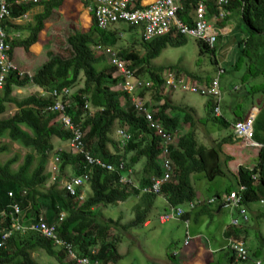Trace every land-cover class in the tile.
I'll return each instance as SVG.
<instances>
[{"label":"trees","instance_id":"trees-1","mask_svg":"<svg viewBox=\"0 0 264 264\" xmlns=\"http://www.w3.org/2000/svg\"><path fill=\"white\" fill-rule=\"evenodd\" d=\"M17 1L10 0L13 4L12 16L24 15L34 7L33 5L16 4ZM63 2L64 0H49L37 6L42 7L43 12L35 17V23L30 28L27 39L13 40L12 54L16 49L28 50L37 44L39 33L44 29V22L51 16L53 10L61 7ZM81 2L88 7L90 0H81ZM199 3L200 0H183V10L179 13V17L188 24H192L194 20L190 12ZM227 10L233 16H238L241 22L236 32L241 31L242 25H245L248 30V35L242 38L243 40H240L237 45L238 59L234 69H239L241 64L248 60L246 76L264 80V0H230ZM215 14H218L216 4L212 3L208 17L210 21H214ZM229 21L230 16L222 22ZM121 24L127 25L118 23L113 28ZM128 27L138 30L135 27ZM92 31L77 33L69 40L74 54L72 58L63 59L50 55L49 61L32 78L26 76L21 79L13 75L9 78L5 90L0 91V115L8 112L9 105H14L17 109V112L10 117H0V137H8L12 143H17L32 151L26 156L24 163L16 169L15 166L20 160L14 158L3 163L1 157L10 153V145H0V210L9 208L15 203L20 204L24 214L27 215L24 219L28 222L48 214L49 217H45L46 222L57 226L61 239L73 244L80 257L99 260L102 264H118L123 257L118 252L115 243L110 244L108 240L110 231L113 227L117 228L120 223L108 219L100 224L94 209L126 202L131 197L138 196L139 191L137 189L131 191L119 186L117 173H110L101 168H85L82 155L79 153H74L68 148L61 149L60 152L56 151L53 140L58 139L68 144L73 133L63 129L56 122L58 114L45 116L41 113L52 99L42 98L38 94L24 99H19L14 95L16 90L29 87L46 91L71 89L74 104L69 109V114H72L76 122L82 123V129L87 131L83 140L87 149L89 148L95 156L103 158L105 162L116 167L124 164L126 168L133 169V166L144 160L142 186L149 185L152 177L160 176L159 155L161 151L158 137L154 131L149 129L144 117L135 111L131 103V95L125 91L113 90L120 82V78L114 77L116 69L113 67H104L101 71L97 69V65L103 64L104 61L97 57L93 47L100 45L117 51L121 34L117 29L103 31L96 27L95 22ZM187 42L188 38L183 36L176 38L164 36L148 44L141 39L140 46L144 55L137 51H123L119 55L122 62L131 64L128 67L136 72L137 78L154 84L151 89L145 88L139 91L137 97L145 102V108L155 113V119L162 122L167 131H177L182 124L190 125V129L179 136L176 149H172L171 152L177 176L173 182L164 185L161 189V195L166 198L172 208L196 201L198 191L191 180L194 175L205 174L212 182L230 173L229 167H224L222 163L223 144L219 148H207L199 143L195 110L173 105L164 97L165 95L161 94L162 73L166 70L181 72L183 70L177 66L156 67L153 62L160 59L162 53L168 48H181L186 46ZM199 44L202 47V54L207 52L217 56V49L212 50L203 42ZM184 72L198 83L209 82L202 76L198 77L197 74L191 75L187 71ZM144 76L147 79L142 78ZM82 80H84L83 88L76 91ZM256 94H260L264 99V84L259 85V88L250 87L245 93L246 97L252 96V98ZM148 97L153 98L157 105L149 106L145 101ZM86 103L95 110L103 109V111H97L94 117H87L90 112L85 108ZM83 115H86L84 120ZM242 118L237 120H242ZM213 121L220 122L224 128L231 127V124L224 118H214ZM116 128L124 129L132 136L131 142L125 149H120L114 140L113 134ZM230 139L232 141L234 137L231 136ZM254 142L264 146V107L255 125ZM57 154L60 157V178L53 180L52 169L48 171L50 155L54 157ZM129 155L132 156L129 157ZM69 168L73 176L67 180L82 176L84 172L90 174V180L86 185L92 190V194L87 195L83 203L70 197L63 187V181L60 180L61 176L65 177ZM237 178L239 186H245L247 189L242 195L243 205L248 206L261 201L264 195V149L260 151L257 166L253 169L239 167ZM254 178L257 179L254 180ZM11 193L14 196H10ZM146 196L155 197L157 195ZM62 213L65 214V218L59 223L57 220ZM147 214V211L137 213L134 221L123 228L141 226ZM190 216L189 212L181 218L188 220ZM4 228L5 223L0 221V229ZM241 229L232 227L229 236L236 239L242 238ZM96 249L99 250L94 254ZM38 252H45L60 264H63L67 257L64 249H58L39 234L28 233L23 236L16 233L7 246L0 249V264H40L35 258ZM227 253L225 259L231 264L233 257L231 258L230 251ZM169 258L172 261L175 260L174 255H169ZM212 264H223V261L219 260Z\"/></svg>","mask_w":264,"mask_h":264},{"label":"built area","instance_id":"built-area-1","mask_svg":"<svg viewBox=\"0 0 264 264\" xmlns=\"http://www.w3.org/2000/svg\"><path fill=\"white\" fill-rule=\"evenodd\" d=\"M44 0H18L16 4L31 5L38 4ZM93 4L90 7L94 21L98 28L106 31L113 28L118 23H125L128 26L139 28L142 31L143 41L148 44L164 36L176 38L178 36L188 37L198 42H203L209 46L210 49L216 50L220 36L225 34V28H220L209 20L210 5L216 4L217 12L215 23L225 20L228 15L227 6L230 0H200L196 8V19L192 24L184 22L179 13L183 10V0H157L155 3L144 6L141 0H92ZM139 5V7H137ZM227 11V12H226ZM13 4L10 0H0V91H4L8 80L11 76L17 75L19 78L26 77L18 68L15 61L12 59V42L13 39L9 32L7 21L12 17ZM218 25V24H217ZM97 51L104 58L109 61L111 67L116 69L114 77L120 78L117 88L120 91H125L131 95V103L135 111L144 117L148 127L154 131L159 140L160 148V167L161 173L158 177H152L150 184L147 186H138L135 183V172L131 168H126L124 164L116 167L103 160V158L95 156L92 151L85 147L83 140L87 135V131L82 129V123L76 122L72 114H69V109L72 108L73 91L69 88L65 90H51L46 91L41 89L38 95L42 98L52 99L50 104L43 108L41 113L45 116L58 114L57 123L63 128L72 132L71 139L68 147L74 153L82 155L85 168H101L110 173H117L119 175V186L128 189H139L143 195H160L161 189L164 185L173 182L176 178V169L171 159V152L177 146L178 131L169 132L166 130L164 124L155 119V113H151L149 108H145V102L137 97V93L143 89H151L154 84L147 80H142L136 77V72L129 69L127 64L122 62L120 53L113 49L99 48ZM226 73L225 69L220 68L218 76L210 83H198L191 77L180 74L177 70H167L163 75V85L161 89L162 95H167L176 92L192 93L197 95L206 96L211 98L216 106V114L220 116L221 107L220 103L223 100V92L221 90V77ZM31 78V77H30ZM122 80V81H121ZM86 103L85 108L89 110V116H93L94 112L103 111V109L95 110L92 106ZM256 106L253 107L255 112ZM254 114V113H253ZM250 115L244 121H237L234 128V139L242 142H251L254 134V121L255 118ZM83 120L86 115H83ZM82 120V121H83ZM118 137V144L120 149H125L132 140V136L124 129L116 131ZM260 148V147H259ZM264 149V148H262ZM261 149V150H262ZM60 152V150H58ZM53 180H56L59 174L60 157L57 154L52 159ZM90 174L83 173L82 176L72 177L70 180L63 181V187L68 195L74 198L77 202L83 203L86 199L83 188L88 184ZM245 186H240L239 191L233 192L229 197L226 206L238 210L241 214V219L247 220L245 209H241L243 203L242 194L245 191ZM26 195V193H25ZM10 196H14L12 193ZM197 201V200H196ZM196 201L188 204L189 211L196 207ZM214 199L211 203H215ZM13 213L9 220V230L0 240V249L7 246L14 234L19 233L23 236L28 233H36L43 237L45 240L51 242L56 247L64 249L67 258L75 264H101L100 261H94L88 257H80L73 246L63 241L58 233L55 224H48L41 216L35 221L27 223V219H23L24 211L20 204H13ZM186 210H181L179 207L171 208V212L162 219L166 221L169 218L180 219ZM6 212L0 211V218L5 217ZM65 214L62 213L58 218V222L64 221ZM27 220V221H26ZM187 224L188 220H183ZM241 222L240 218H235L232 222L233 225L238 226ZM189 234L187 235L184 245L189 243ZM228 250L233 255L231 264H244L250 259V254L246 243L242 240L231 238ZM98 251H94L96 254ZM176 256V254H174Z\"/></svg>","mask_w":264,"mask_h":264},{"label":"rangeland","instance_id":"rangeland-1","mask_svg":"<svg viewBox=\"0 0 264 264\" xmlns=\"http://www.w3.org/2000/svg\"><path fill=\"white\" fill-rule=\"evenodd\" d=\"M66 1L67 0L63 2V6L65 5ZM83 10L86 13L85 9ZM64 17L65 13H62V11H57L52 14L51 18L48 20L49 22H47L50 24L57 23L55 25L56 28H53L52 32L47 33L48 35L52 33L50 37L43 38V40L45 42V46H51L50 50L55 55H59L64 59H69L71 57V47L69 46L68 40L73 37L74 32L79 30V28H82V25L79 16L76 19L75 16L71 14L70 16L65 17L67 19L65 23L62 22ZM231 21L236 26L241 24L238 16H233L231 13L230 21L227 23L220 22L219 27L222 28L226 24L231 23ZM115 29H117V31L121 34L119 45L116 48L119 53L123 51H137L144 55V52H142L140 46L142 33L139 31L141 30L131 29L124 24L118 25ZM247 35L248 30L245 25H242L241 31L239 33L237 32V34L233 35L231 38L228 37V35L226 36L222 33V36L217 44V56H213L212 53L207 52L202 54V47L200 46L199 42L187 37L188 42L186 46L177 49L168 48L162 53L160 59H157L153 62V65L156 67L177 66L182 68L183 72L187 71L191 73V75L197 74L196 76H202L209 82H212L218 76L220 68L225 69L226 73L221 77L223 100L220 103V107L224 119L231 124L230 128H224L220 122L213 121L214 118L220 117L216 114L215 104L211 102V99L206 96L195 95L188 92H176L167 94L164 97L169 101L172 100L173 102L177 103V100H179L180 104H188L196 108L199 115L198 116L195 114L197 120L196 133L199 143L207 148H219V146L223 144V154L221 156L222 163L224 167L230 166L237 173L240 166L249 168L251 165L258 162V158L255 156L258 155L259 150L252 149L251 144H249V146H245L244 148L243 142H234V140L231 141L230 137L234 136L233 125L235 120L246 116L252 108V105H256L258 100H264L260 94L254 95L253 98L252 96L246 97L245 95L250 87L259 88V85L264 84V80L262 78L246 76V63L248 60L243 62L239 69H234V65L236 64L238 57L236 54L237 49L232 50L234 47L233 45H235L237 41L243 40L242 38H245ZM228 49H231L229 55L227 54L229 51ZM105 61L108 64L106 59ZM103 68L104 63L97 65L98 71H101ZM142 78L147 79L145 76ZM203 78L201 79L203 80ZM83 85L84 80L81 81L78 88H76V91L77 89L83 88ZM113 90L120 89L115 88ZM36 94L37 89L33 87H29L24 90H16L14 93L15 97L19 99L35 96ZM148 99L145 101L149 104V106L152 107L154 104L157 105L153 98L148 97ZM122 103H124V101H122ZM16 112V107L14 105H9L8 112L0 115V117L7 118L14 115ZM96 113L97 112L93 113V117ZM256 122L257 120L254 121V125H256ZM118 129L119 128H116L115 132L113 131L114 140H116V142V130ZM53 142L55 144L56 151H58L59 148L67 149V145L64 142H61L58 139H54ZM3 144L10 145V153L1 157V161L6 163L11 159L18 158L20 161L15 166L16 169L24 163L26 156L32 152L31 150H27L17 143H12L8 137H0V145ZM253 151L256 152L252 153ZM52 157L53 155H50V160ZM52 162L49 164V170L47 168L48 171L52 169ZM257 164L255 166H257ZM139 171L142 170L139 168V170H137V175ZM71 176H73V173L70 169L66 171L65 177L61 176L60 180H67ZM201 177L203 176L194 175L192 177V182L194 186L197 187V189L200 188L196 184H198V179ZM58 178H60V173L58 174ZM135 178L137 177L135 176ZM207 184L209 185L205 191V195L207 197L217 196L218 194L221 196L219 202L215 205L216 207H221L225 202L227 203L231 194L233 192L239 191L238 189L240 188L238 178L230 173L229 175L227 173L226 176L218 177L215 181H207ZM228 192H231V194H228ZM90 194H92V190H90L88 187L85 192V197H88L87 195ZM140 195H142V193H140ZM225 197L227 199H225ZM262 199V202H264V195ZM135 202L136 198L133 196L126 202L108 206H100V208L98 207V211L101 213L103 220L108 216L117 219L122 213L126 214V210H128L130 207V211H132V207L134 206ZM155 204L156 207L149 213L147 217V219L151 222L150 227L145 228L142 226L139 228H133L132 231H130L128 237L126 236L127 233H122V231H120L118 228L114 227L112 229L111 233L115 234V236H113V243H115L117 239L120 242H122V239H125L123 245L118 247V251L123 257L118 264H170L168 256L180 254L183 236L186 235L187 238V231H189V234L191 233L194 235L195 231L201 230L205 237V240L202 239L203 242L209 244V246L217 248L223 243L221 228L224 226V224H232L235 219L233 218V214H235V216H239L243 225H250L247 233V247L250 251V254H259L258 258L256 257L257 259L255 257L252 258L253 261L256 262L259 260L261 261V264H264V242L261 239H264V204L261 202L253 204L252 211L246 209V217L247 219H250L248 223L243 222L244 220L241 219V214L234 212L235 209L227 207V210L224 209V212L221 213V215L218 214L220 213V208H216L214 210V216L216 218L215 221H211V218L213 219L212 216L206 218V223L203 222L205 218H202L199 221L191 219V227H189V225L187 226L186 223H184V221L181 219H173L167 221L166 223H161V217L169 213V208L161 200H159L157 203L155 202ZM12 206L13 205H11L9 208L0 210L1 212H6V216L0 218V221L5 223V228L0 229L1 239L7 233V226L14 211ZM179 208L181 210L188 209L187 205L179 206ZM259 212H261V214L257 217L256 215ZM220 256L221 254L219 253L217 256L218 259H220ZM35 258L40 264H58L55 258L48 256L45 252L36 253ZM245 264L252 263L247 262Z\"/></svg>","mask_w":264,"mask_h":264},{"label":"crops","instance_id":"crops-1","mask_svg":"<svg viewBox=\"0 0 264 264\" xmlns=\"http://www.w3.org/2000/svg\"><path fill=\"white\" fill-rule=\"evenodd\" d=\"M44 1H49V0H44ZM44 1H42L41 3H43ZM156 1L157 0H141V3H143L144 6H149V5L153 4V3H155ZM64 2H65V0H64ZM41 3L31 4L34 7H32L27 13H25L24 15H20V16H12L7 21L9 32H10L11 37H12V39L14 41H16V40L22 41V40L27 39V37H29V30L33 26V24L35 23V17L38 14L43 12V8L42 7H37V6L41 5ZM63 4L64 3H62V5H61V7L59 9L53 10L52 14L54 12H57V11H62V13L63 12L65 13V17L70 16L71 14H73L75 16V18L77 19V17L79 16L80 17V22H81V25H82V28H79V30L74 32L73 37H71L70 39L74 38L77 35V33H90V32H93L92 31V27H93L95 21H94V17H93L92 12H90V7H92V4H93L92 0H90L88 7H85L82 4L81 0H67L64 6H63ZM196 8L194 7L192 9V11L190 12V15L193 16V20L196 19ZM83 9H85L86 13L84 12ZM52 14H51V16H52ZM216 15L217 14H215L213 16V19L216 18ZM51 16L44 22V29L39 33L38 42H37L36 45L32 46L28 50L23 49V48L16 49V50H14V53L12 54L13 55L12 59L17 64V66L20 69V71L23 74H25L26 76H29L31 78L37 73V71L44 64H46L49 61V56L50 55L59 56V55H55L53 52H51V50H50L51 46L50 45L45 46V42L43 40V38L50 37L52 35V33L50 35H48L47 33L48 32H52L53 28H56L55 25L57 23L56 24L48 23L49 22L48 20L51 18ZM65 17H64V19H62V22H64V23L67 20ZM87 18H88V20H87ZM90 18H92V19H90ZM210 22L219 27V24L215 23L213 20L210 21ZM231 23L233 24L232 21H231ZM231 23H228V24H226L224 26L225 27V35L226 36L228 35V37H230V38L233 35L237 34V32H236L237 31L236 30L237 26L234 25V24L232 25ZM95 24H96V22H95ZM96 27L98 28L97 24H96ZM114 29L115 28H113V30H112V28H111L108 31H114ZM138 30H141V29L138 28ZM139 32L142 33L141 31H139ZM221 36H220V38H221ZM56 37H57V32H56ZM141 39H143V36L141 37ZM69 40H68V42H69ZM238 44H239V41H237L236 44L233 45L234 47H233L232 50H235L237 48ZM100 47L104 48V47H102L100 45L93 47L95 54L97 55L98 58H100V59H102L104 61V67H111V65L109 64V61L106 58H104L103 55H101L99 53V51H97ZM106 49H110V48H106ZM228 50L229 51L227 52V54L229 55L231 49H228ZM73 56H74L73 50L71 49V57L70 58H72ZM59 57H61V56H59ZM105 59L108 61L109 65L107 64ZM234 66H236V64ZM166 72H167V70L164 73H162V85H163V75H165ZM177 72L180 73V74L186 75L188 77L190 76L186 72H181V71H178V70H177ZM35 89H37V88H35ZM39 90H41V89L40 88L37 89V94H38ZM195 95H197V94H195ZM170 102H172L171 104L176 105V106L181 107V108L188 107V108L194 109L195 110V114L198 115L197 110H196V108L194 106H191V105H188V104H180L179 100H177V103L173 102L172 100H170ZM211 102H213L212 99H211ZM254 106H256L255 112L253 111V107ZM263 107H264V100H258L256 105H252V108L250 109L248 114L246 116H244L241 121H244L246 118H248V116L252 115L253 113L254 114H253L252 117H254V118L256 117L255 120H258L259 117L262 114ZM219 117L220 118H224L222 112H221ZM204 120H206V119H204ZM184 129H186V130H184ZM189 129H190V125L188 126L186 124H182L180 129H178V131H180L181 134L183 135ZM254 135H255V125H254V134H253L252 141L251 142H243V143H244V148H245V146H249V144H251L252 149L259 150L258 155L255 156L256 158H258V162H259V154H260L261 149L264 148V146L254 142ZM116 137H117V134H116ZM117 142H118V137H117ZM66 145H67L66 147L69 149L68 144H66ZM59 150H61V148H59ZM255 152L256 151H253L252 153H255ZM130 156H132V155H129V157ZM51 162H52V159L50 160V164H51ZM258 162H256L255 164H253L249 168L248 167L247 168L248 169H250V168L253 169L254 166ZM144 164H145L144 160H141L140 162H138V164L133 166V170H135V172H136V174H135V176L137 177L136 181L138 182V185H140V186L142 185L143 179H144L143 178ZM139 168L142 171H139V173L137 175V170H139ZM229 169H230L229 170L230 174L235 175L237 177V172H235L232 169V167H230V166H229ZM196 175H201L203 177L199 178L198 182H197L198 184H196L200 188L197 189L198 195H197V199H196L197 200L196 201V207L193 209V211L190 212L191 216L188 219L190 222L188 224L186 222H184V223H186L187 226L189 225V227H191V225H190L191 219H193L195 221H199L200 219L205 218V220H203V222L206 223V218H209L210 216H212L213 219L211 218V221H215L216 218L214 216V210L216 208H220V213H218L220 215H221V213L224 212V209L227 210L226 202L221 207H216L215 206L219 202V199H220L219 198V196H220L219 194L217 196H213V197H207L205 195V191H206V189L209 186L207 184V181H209V179L206 177V175L205 174H196ZM255 179H257V178H254V180ZM191 180H192V178H191ZM88 187H89L88 185H85V187L83 188V193L86 192ZM194 187H196V186H194ZM246 190L247 189H245L244 192H246ZM226 197H225V199H227ZM135 198H136V202H135L134 206L132 207V211H130V208H131L130 207L128 210H126L127 211L126 214L122 213L120 215V217H118L117 219H114L113 217L108 216V217H105L104 220H103L102 216H101V213H99V211H98L100 207L99 208L97 207L96 209H94V213L99 217L98 222L101 224L102 220L103 221H108V219H113L114 221H119L120 225L117 228L120 231H122V233H124V234L127 233L126 236L128 237V235H129L130 231H132L133 227L130 226L131 228H126V229L123 228V227L126 226L127 224L129 225L130 223H132L134 221L137 213H139L141 211H147L148 212L147 217H148L149 213L156 207L155 202L157 203L159 200L163 201L165 203V205L169 208V211H170V206H169L166 198L164 196H162V195L160 197H158V196L154 197V196L138 195ZM214 199H217V202L211 203ZM262 200L263 199H261V201H259V202L264 204V202H262ZM253 204H255V203H253ZM253 204L245 206L242 203L241 209H245V211H247L246 209L252 211V205ZM187 207L189 208V206H187ZM105 208H107V207H105ZM107 212H108V210H107ZM234 212H236L237 214H240V212L238 210H236V211L234 210ZM260 214H261V212H259L256 216L258 217ZM233 215H234L233 218H239V216H235V214H233ZM25 217H27L26 213L23 215V219ZM45 217L48 218L49 217L48 214L46 216H44V218ZM147 217L145 218V222L139 227H142V226L145 227V228L150 227L151 222H150V220L147 219ZM180 219L183 220L182 218H180ZM170 220H173V219H170ZM249 221H250V219H247V220H244L243 222L248 223ZM27 223H29V222L27 221ZM139 227H137V228H139ZM232 227L242 228L241 229L242 230V236H241L242 238H240L238 240H242L243 242L247 243L246 242L247 241V233H248V229L250 228V225L245 226L241 222L239 223L238 226H235V225H233L231 223L224 224V226L221 228L223 243L220 244V246L217 247V248H215L213 246H209V244H206V243L203 242V240H205V237H204V235H203L201 230L195 231L194 235H192L191 233L189 234V231H187V235L189 234L190 235L189 237L191 238L189 240V243L187 245H184V242H186V235H184L183 236V240H182V245L180 247V254L176 255L174 261L170 260V258L168 256L170 264H174V263H176V264H212V263L217 262L219 260L223 261L224 264H229L228 261L225 259V256H226V254H228L227 252L229 251L228 250V245H229L230 239L231 238H235L233 236H231V237L229 236V231H230V229ZM111 231H110V236H109V240H108V242L110 244L113 243L112 242L113 241V236H115V234H112ZM211 235H213V234H211ZM261 239L264 242V239L263 238H261ZM124 241H125V239H122V242H120L118 239L116 240L115 245L117 246V250H118L119 246L123 245ZM246 246H247V244H246ZM58 249L63 250L60 247H58ZM98 250L99 249H96V251H98ZM248 251H249V249H248ZM219 253L221 254L220 259H218V257H217L219 255ZM249 254H250V251H249ZM258 256H259L258 253H255L254 255L250 254V259L247 262L252 263V264H261V261L257 260L255 262L252 259L254 257L258 258ZM232 257H233V255L231 253V258ZM95 261H99V260H95ZM100 263L102 264L101 261H100ZM58 264H60V263L58 262ZM63 264H75V263H71L69 258L66 257V259H65Z\"/></svg>","mask_w":264,"mask_h":264},{"label":"clouds","instance_id":"clouds-1","mask_svg":"<svg viewBox=\"0 0 264 264\" xmlns=\"http://www.w3.org/2000/svg\"><path fill=\"white\" fill-rule=\"evenodd\" d=\"M228 11V10H227ZM226 11V12H227ZM228 16H230V12H228V15H227V17ZM223 28H225V27H223ZM202 83H204V82H202ZM207 83H210V82H207ZM35 88V87H34ZM166 96V95H165ZM239 121V120H238ZM237 122V121H236ZM235 122V123H236ZM234 123V124H235ZM234 126V125H233ZM234 129V128H233ZM117 131V130H116ZM178 131V130H177ZM127 132V131H126ZM178 133H179V136H181L182 134H181V132L180 131H178ZM179 136H178V139H179ZM234 137V136H233ZM235 140V139H234ZM234 142H240V141H238V140H235ZM242 142V141H241ZM177 143H178V141H177ZM137 180V178H135V183H136V185H138V182L136 181ZM138 186H140V185H138ZM142 186V185H141ZM132 189H134V188H132ZM132 189H131V191H132ZM130 190V189H129ZM138 191H139V189H137ZM139 193H140V191H139ZM140 195V194H139ZM143 195V194H142ZM157 196H161V194L160 195H157ZM135 197H137V196H135ZM169 204V203H168ZM169 206H170V204H169ZM187 206H188V204H187ZM171 206H170V211H169V213L171 212ZM187 212L186 213H189V212H191V211H189V208L186 210ZM193 211V210H192ZM168 213V214H169ZM167 216V214L165 215V216H163V217H161V223H166L167 221H169L170 219H177V218H169L168 220H166V221H162V219H164L165 217ZM189 221V220H188ZM176 257V256H175ZM72 263V262H71Z\"/></svg>","mask_w":264,"mask_h":264}]
</instances>
